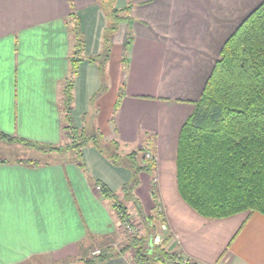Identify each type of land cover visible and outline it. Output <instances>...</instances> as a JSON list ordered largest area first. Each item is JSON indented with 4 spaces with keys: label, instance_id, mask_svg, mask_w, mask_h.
Segmentation results:
<instances>
[{
    "label": "crops",
    "instance_id": "1",
    "mask_svg": "<svg viewBox=\"0 0 264 264\" xmlns=\"http://www.w3.org/2000/svg\"><path fill=\"white\" fill-rule=\"evenodd\" d=\"M262 1L115 0L129 20L113 35L105 73L85 60L73 77L71 16L78 17L86 54L101 53L108 18L99 1L0 0V264H86L101 252H119L114 242L124 226L106 190L119 194L133 220L140 217L136 201L146 214L155 210L154 177L169 250L198 264H264V214L209 219L177 185L181 128L223 44ZM71 77L76 129L99 134L122 156L144 148L155 157L154 174L141 171L130 198L123 187L133 170L95 143L82 148L81 160L74 149L21 141L71 142L63 103ZM100 264L137 262L130 249Z\"/></svg>",
    "mask_w": 264,
    "mask_h": 264
},
{
    "label": "trees",
    "instance_id": "2",
    "mask_svg": "<svg viewBox=\"0 0 264 264\" xmlns=\"http://www.w3.org/2000/svg\"><path fill=\"white\" fill-rule=\"evenodd\" d=\"M98 1L110 21L106 28L109 33L104 36L103 51L98 55L86 54V42L78 17L75 14L71 16L73 49L70 60L73 77L78 73L80 63L85 60L98 63L101 73H105L113 35L119 30L122 21L129 20L128 12L123 15L127 9L116 7L115 0ZM131 42L129 38L127 46ZM73 77L69 78L65 86L63 102L67 122L65 128L73 134L71 142L66 146H52L21 141L43 150L74 149L81 160L82 148L95 143L109 154L115 164L129 166L133 170L131 182L123 187L125 197L130 198L139 184V173L147 171L154 174L155 158H148L144 148L122 156L117 152L118 146L108 148L99 134H86L76 129L71 117ZM124 93V88H121L115 111ZM194 104L195 108L185 120L179 135L177 185L181 197L209 219L247 210L264 214V0L225 41L201 96ZM106 192L121 223L129 222L134 227L128 207L119 194L109 189ZM151 194L156 203L152 214H146L141 203L135 202L140 217L149 227L146 231L150 233L141 235L132 232L119 252L134 249L137 264H198L167 248L170 238L168 231L164 232L160 244L151 238L158 234L160 224L167 222L161 209L155 177ZM119 252H101L85 262L100 264Z\"/></svg>",
    "mask_w": 264,
    "mask_h": 264
},
{
    "label": "rangeland",
    "instance_id": "3",
    "mask_svg": "<svg viewBox=\"0 0 264 264\" xmlns=\"http://www.w3.org/2000/svg\"><path fill=\"white\" fill-rule=\"evenodd\" d=\"M101 6V5H100ZM128 11H126V10H124L123 11V15H125L126 13H127ZM106 13V12H105ZM122 13H120V15H121ZM109 24H110V21L108 20V26H109ZM107 26V27H108ZM109 32L108 31H105L104 32V36L106 37V35L108 34ZM85 38V37H84ZM113 40V39H112ZM103 42H104V38H103ZM104 44V43H103ZM105 45V44H104ZM85 48H86V44H85ZM86 51V50H85ZM93 56H96V55H98V53H96V54H92ZM22 154H24L23 152L21 153V155ZM151 154V157H148V158H155L153 155H152V153H150ZM13 156V153L12 154H10V155H4V157H12ZM145 221V220H144ZM144 221L141 219V217H135L133 220H132V223H133V225H134V227H132L133 229H132V231H129V229H127L125 226L121 229V232H119V236L118 237H116V241L114 242V243H116V245L118 246V248H121V247H123L126 243H127V238H128V236L132 233V232H138L139 234H141V235H146V234H149L150 232H149V230H148V233H147V228H149V227H147V225H146V223H144ZM123 226V225H122ZM164 227H168V225H167V222L166 223H163V224H160V230H158V234L156 235H154V236H151V238L154 240V242L155 243H158V244H160L161 242H162V240H163V236H164V232H166V230L164 229ZM169 233V232H168ZM159 235V237H160V240L159 241H157L156 242V236H158ZM132 251H134V249H132ZM185 259H188V258H186L185 257ZM23 264H35V261H32V260H29V261H27V262H24ZM158 264H161V263H158Z\"/></svg>",
    "mask_w": 264,
    "mask_h": 264
},
{
    "label": "built area",
    "instance_id": "4",
    "mask_svg": "<svg viewBox=\"0 0 264 264\" xmlns=\"http://www.w3.org/2000/svg\"><path fill=\"white\" fill-rule=\"evenodd\" d=\"M146 156L147 157H151V154H150V152H147L146 153ZM99 188H100V186H98ZM123 226H125L127 229H129V231H132V226H131V224L129 223V222H125V223H123ZM164 229H166V227H164ZM156 242L157 241H159L160 240V237H159V235L158 236H156ZM101 251V249H96L95 250V253H98V252H100Z\"/></svg>",
    "mask_w": 264,
    "mask_h": 264
},
{
    "label": "water",
    "instance_id": "5",
    "mask_svg": "<svg viewBox=\"0 0 264 264\" xmlns=\"http://www.w3.org/2000/svg\"><path fill=\"white\" fill-rule=\"evenodd\" d=\"M69 264H84L83 262H75V263H69Z\"/></svg>",
    "mask_w": 264,
    "mask_h": 264
}]
</instances>
